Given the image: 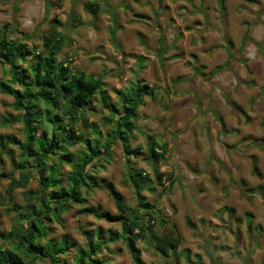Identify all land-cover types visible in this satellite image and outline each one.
<instances>
[{
    "label": "clouds",
    "instance_id": "1",
    "mask_svg": "<svg viewBox=\"0 0 264 264\" xmlns=\"http://www.w3.org/2000/svg\"><path fill=\"white\" fill-rule=\"evenodd\" d=\"M126 2L127 18L119 0H0V50L31 45L26 63L79 85L84 172L128 190L136 264H264V0H148L139 33Z\"/></svg>",
    "mask_w": 264,
    "mask_h": 264
},
{
    "label": "trees",
    "instance_id": "2",
    "mask_svg": "<svg viewBox=\"0 0 264 264\" xmlns=\"http://www.w3.org/2000/svg\"><path fill=\"white\" fill-rule=\"evenodd\" d=\"M90 2L98 12L101 11L99 2L96 0ZM85 9L87 11V8ZM137 17L142 15L138 14ZM0 49H7L6 41L0 42ZM11 54L19 57V62L24 63L26 57L32 55L31 49L26 45L11 50H0V63H7L10 66L11 76L9 80H0V93L13 97L11 106L19 112L17 116L11 115L2 122L5 125L23 124V140L17 139L16 136L0 134V165L5 164L3 156H7L13 171L6 193L11 196L14 190L24 189L23 196L30 206L22 208L13 204L10 211L17 213L15 224L9 232H1L0 237L3 240L18 235L23 243L9 245L7 250L0 244V264H19L20 261H23V264H37L38 261L44 264H66L62 257L68 254L74 244L69 242L68 236H64L61 241L48 237L51 223L60 222L62 215L74 206L81 207L80 215L87 214L120 224V228L117 229L105 230L98 227L95 231L80 227L84 233L86 246L77 250L74 264H109L110 259L104 260L101 257L103 249L110 243L119 241L125 243L136 264L135 256L139 248L134 251L131 243L124 237L126 234L131 237L129 226L131 224L139 227V220L134 214L124 215V208L121 205L125 199L114 184L102 185L101 183L106 182L104 179H96L91 170L84 172L85 161L95 154L89 146V141L82 139L77 128L82 119L78 111L81 105L74 106L71 100L65 99L70 90L78 88L79 85L69 83L65 79L62 85L57 86L56 81L51 78L53 69L49 66L48 59H37L35 63L28 62L25 67L19 68L17 66L19 62L13 63L7 59ZM81 95L86 107L88 93L83 91ZM78 144H83L88 156H84L80 148L71 152V148ZM13 146L19 150L16 157L13 155ZM64 165L71 167L65 174L66 178L63 174ZM15 173H18L17 177L14 176ZM6 176L4 170L0 172V185ZM33 180L37 182L38 188L27 189ZM97 188L108 191L118 208V214L102 212L96 207L87 206L88 196ZM133 188L135 190L134 185ZM137 200L140 211L150 214L151 209L141 206L143 202L139 197ZM5 203L9 204V201L5 202L0 193V205ZM186 224L193 229L188 219ZM139 242L140 240L137 241V245ZM13 257L16 258L15 262Z\"/></svg>",
    "mask_w": 264,
    "mask_h": 264
},
{
    "label": "rangeland",
    "instance_id": "3",
    "mask_svg": "<svg viewBox=\"0 0 264 264\" xmlns=\"http://www.w3.org/2000/svg\"><path fill=\"white\" fill-rule=\"evenodd\" d=\"M95 1V0H90ZM99 2L101 6V10H103L106 0H96ZM132 8L135 9V12L132 13V18L126 19V26L129 27L130 31L134 32H146V25L148 23L147 17L151 14V4L148 2V0H130ZM111 5H109L110 7ZM119 6L124 10L125 18H127V13L131 11L129 8V3L126 2V0H119ZM86 11V9H85ZM101 12V11H100ZM142 15V17H137V15ZM5 15V13L0 12V17ZM113 23H115V17L112 18ZM119 27V26H117ZM137 39H139V36H137ZM28 48L31 49V45H27ZM17 66L19 68L25 67L26 63L20 61ZM9 65L7 63L2 64L0 63V80H9L11 78L9 73ZM19 70V69H17ZM13 87H16V85H13ZM14 99L13 97L9 95H5L0 93V134L3 135H12L16 136L17 139L23 140V124L22 123H15L11 125H5L3 124L2 120L9 116H17L19 114L18 111L14 110L11 106ZM89 115H95L92 111H88ZM78 131L80 133L81 124L80 122L77 125ZM80 145V144H78ZM78 145L74 148H71V152H75L79 149ZM13 155L16 157L19 153V150L17 147H12ZM3 160L5 161L4 165H0V172H3V170L7 173V176L3 178L1 185H0V193L2 195V199L5 200V202L9 201V204L5 203L3 205H0V233L1 232H9L12 228V226L15 224V211H10L12 209L13 204H17L21 206L22 208L29 207L30 204L28 201L25 200L23 196L24 189L19 188L12 192L11 196H9L6 193V190L11 182V173L12 168L10 166V162L7 158V156H3ZM51 164V163H50ZM71 167L70 165H64L63 167V174L65 176L66 173L70 171ZM15 177L18 176V173H15ZM66 178V176H65ZM100 180L104 179L106 182L101 183L102 185H105L106 183L110 182L108 178L101 177ZM258 179V178H257ZM115 187L117 190L124 196L125 201L128 198V190L125 189L123 186L115 184ZM38 184L36 181H31L30 185L27 189H37ZM133 191L134 188L132 189ZM137 200V197H136ZM138 205V200H137ZM87 206L89 207H96L99 210L108 211L111 214H118V208L116 207L113 199L109 196V193L106 189L97 188L93 190L90 195L88 196V203ZM81 210V207L74 206L71 207L70 211L63 214L61 217L60 222H52L51 223V230L50 235L48 238H54L57 241H61L64 236H68L69 242L74 244V247L68 252V254L64 257H62L63 262L66 264H74V256L78 249L85 248L86 246V240L84 237V233L80 227H83L84 229H91L95 231L98 227H103L105 230L107 229H117L120 228L119 223H111L107 222L103 219L96 218L94 216H89L87 214H79ZM187 217L184 218V220L181 222V226L184 228L185 236L192 240L194 239L191 235V232L193 229H190L186 224ZM203 223V221H201ZM172 230L175 231V225H172ZM0 240L1 237H0ZM46 240L43 241L45 243ZM144 242L140 241L137 245V247L140 249L143 247ZM162 255V254H161ZM128 257L129 264H134L131 254L129 253L126 245L124 242L119 241L117 243H110L108 247L103 249V253L101 257L104 258V260H111L109 264H124L123 257ZM162 258H164L162 256ZM166 259V258H165ZM37 264H44L43 262H37Z\"/></svg>",
    "mask_w": 264,
    "mask_h": 264
}]
</instances>
